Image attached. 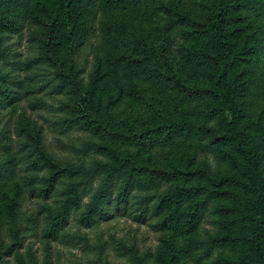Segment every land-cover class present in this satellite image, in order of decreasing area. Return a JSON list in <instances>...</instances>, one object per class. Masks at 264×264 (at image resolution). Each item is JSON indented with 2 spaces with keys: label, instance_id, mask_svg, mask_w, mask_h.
<instances>
[{
  "label": "trees",
  "instance_id": "1",
  "mask_svg": "<svg viewBox=\"0 0 264 264\" xmlns=\"http://www.w3.org/2000/svg\"><path fill=\"white\" fill-rule=\"evenodd\" d=\"M138 1L0 0V264L10 254L14 264H39L24 252L27 237L82 240L72 221L91 228L113 209L159 233L154 252L135 264H264V117L253 116L250 92L264 52L257 1L200 0L197 19L178 2L144 0L152 28L179 29L184 56L204 67L203 85L173 74L171 98L151 30L136 31L133 13L116 11ZM16 36L37 54L14 51ZM84 51L82 83L75 69ZM47 96L67 112L61 126L85 135L77 168L19 141L24 103L44 109ZM174 138L194 140L183 161L170 157ZM29 198L39 207L24 209ZM206 216L213 228L202 235Z\"/></svg>",
  "mask_w": 264,
  "mask_h": 264
},
{
  "label": "rangeland",
  "instance_id": "2",
  "mask_svg": "<svg viewBox=\"0 0 264 264\" xmlns=\"http://www.w3.org/2000/svg\"><path fill=\"white\" fill-rule=\"evenodd\" d=\"M171 1L178 2L181 8L189 13L191 17L201 18L202 7L200 0ZM256 1L257 7L262 12L264 23V0ZM146 9L145 1L139 0L126 7L118 8L116 11L126 14L132 12L133 21L137 27L136 31H141L145 35L151 30V38H154L151 45L156 52L154 54V63L161 68L159 71L162 75V80L165 82V84H162L165 96L171 98L174 93L171 89L173 74L180 75L187 86L203 85L205 83L204 67L184 56V54L186 55L184 48L187 46V42L184 37L179 36V29L165 30V24H162L163 26L159 28H152L149 18L146 17ZM25 39L19 40L17 36L12 37L10 43H12L13 50L23 55V57L36 55L37 48H31ZM161 46L167 47L164 55L160 54ZM87 58L84 51L76 62L75 76L78 82L84 83L87 79L86 74L89 67L86 62ZM164 58L169 59L170 64H164ZM42 71L50 74L53 69L42 67ZM158 85L159 83L156 82L154 89ZM250 92L253 116L260 114L261 117H264V52L254 68ZM45 98L46 106L44 109L30 110L27 102L24 103L25 112H20V115L16 118L21 119L20 130L23 132L25 129L27 130L19 141L22 143L28 142L34 146L44 159L50 158L57 165H63L66 168H77L80 164H83V156L79 150L82 149L85 135L79 131L67 130L61 126L62 121L67 116V112L60 109L59 98H54L53 96ZM185 103L190 106L194 102ZM128 110V114L131 117L134 112H137V110L132 108ZM171 141L175 143V146L169 154L175 161L178 158L183 161L185 154L194 148L192 145L194 140L174 138ZM164 151L163 148H159L157 153H155L160 161L165 156ZM202 158L204 157L201 156L200 160ZM205 159L212 166V154L205 156ZM91 162L92 160L88 156L84 164L89 165ZM39 202V199H26L23 208L36 209L40 205ZM129 213L130 210L127 209H121L120 211L113 209L108 219H100L99 224L91 228L77 229L72 221V230L81 234L85 233L82 240H64L48 245L39 241L35 236L30 235L26 239L24 252L29 251L33 255L35 254L39 264H135L134 261L140 260L139 258L145 252H154L159 244V233L154 231L146 222L134 220ZM212 228L209 223V217L206 216L202 223L201 234L204 235L207 230ZM2 250L0 247V257L4 253ZM4 257L9 261L4 262V264H14L16 262L11 254L4 255Z\"/></svg>",
  "mask_w": 264,
  "mask_h": 264
}]
</instances>
